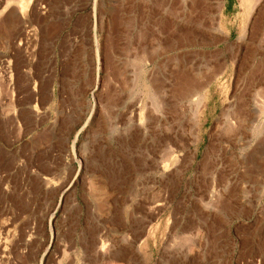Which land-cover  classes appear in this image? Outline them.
Instances as JSON below:
<instances>
[{"label":"rangeland","instance_id":"rangeland-1","mask_svg":"<svg viewBox=\"0 0 264 264\" xmlns=\"http://www.w3.org/2000/svg\"><path fill=\"white\" fill-rule=\"evenodd\" d=\"M192 1L0 0V264H264V0ZM185 59L223 66L155 113L147 79L170 92ZM225 115L250 119L222 146Z\"/></svg>","mask_w":264,"mask_h":264},{"label":"bare ground","instance_id":"bare-ground-1","mask_svg":"<svg viewBox=\"0 0 264 264\" xmlns=\"http://www.w3.org/2000/svg\"><path fill=\"white\" fill-rule=\"evenodd\" d=\"M185 1V0H184ZM194 1V0H193ZM192 1V2H193ZM254 1V0H253ZM203 2V1H202ZM260 2V1H259ZM194 3H196L195 1L192 3V4H194ZM200 3H201V1H200ZM204 3V2H203ZM209 3V2H208ZM211 3V2H210ZM216 3V2H215ZM258 3V2H257ZM257 3H256V5H257ZM197 4V3H196ZM202 4V3H201ZM203 5L204 4H202V7H203ZM221 5H222V3H221ZM255 5V6H256ZM175 6V5H174ZM195 6V5H194ZM201 6V5H200ZM208 6H209V4H208ZM204 8V7H203ZM188 10V9H187ZM202 10V9H201ZM260 11H261V8H260ZM178 12V11H177ZM197 12V11H196ZM204 12V11H203ZM202 12V15H205L204 13ZM11 14H12V12H11ZM171 14H172V12H171ZM191 14V13H190ZM264 14V13H263ZM200 15V14H199ZM198 16V15H197ZM201 16V15H200ZM258 17V16H257ZM262 17V16H261ZM264 17V16H263ZM263 17H262V19H263ZM172 18V17H171ZM191 18V16H189V19ZM194 18V17H193ZM193 18L192 19H190V20H188V23H186V25H188V28L190 29L189 30V32H191V31H197V33H199V32H202L200 29H199V27H200V25H201V21L198 19L197 21H194L193 20ZM198 18V17H197ZM201 18V17H200ZM210 18V17H209ZM206 19V18H205ZM212 19V18H211ZM261 19V21H264V20H262ZM167 20V19H166ZM175 20V19H174ZM170 22H169V26L171 27V25H173V24H175L174 22H172V20H169ZM204 22V21H203ZM208 22V21H207ZM211 24V23H210ZM261 24H263V23H261ZM257 25H259V22H258V24ZM204 26V25H203ZM203 26H202V28H203ZM262 25H260V27H261ZM264 26V25H263ZM167 27V26H166ZM169 27V28H170ZM184 27V26H183ZM187 27V26H186ZM185 27V28H186ZM259 27V28H260ZM173 28V27H172ZM172 28H170V29H172ZM177 28V27H176ZM185 28H184V30H185ZM188 28H186V29H188ZM262 28V27H261ZM192 29V30H191ZM169 30V29H168ZM204 30H205V28H204ZM256 30H257V28H256ZM256 30H255V32H256ZM262 30V29H261ZM260 30V31H261ZM173 31V30H172ZM258 31V30H257ZM180 32H181V30H180ZM184 32V31H183ZM186 32H188V30L186 31ZM188 32V33H189ZM219 32H220V34H225V33H223V32H221V30H219ZM259 32V31H258ZM196 33V34H197ZM252 33V32H251ZM193 34V33H192ZM202 34H205V32H202ZM264 34V33H263ZM175 35H177V33L175 34ZM180 35V34H179ZM195 35V34H194ZM201 35V34H200ZM260 35V34H259ZM261 36H262V34H261ZM173 37V36H172ZM171 37V38H172ZM180 37V36H179ZM182 37V36H181ZM203 37V36H202ZM224 37V36H223ZM187 38V37H186ZM192 38H193V36H192ZM226 38V37H225ZM207 39V38H206ZM216 39H217V37H216ZM253 39V38H252ZM190 40V39H189ZM200 40V39H199ZM198 40V41H199ZM202 40V39H201ZM240 40H242L241 38H240ZM258 40V39H257ZM263 40V39H262ZM262 40H260V41H262ZM191 41V40H190ZM189 41V42H190ZM204 41V40H203ZM242 41H244V40H242ZM260 41H259V43H260ZM177 42V41H176ZM201 42V41H200ZM264 42V41H263ZM174 44H175V42H173ZM188 43V42H187ZM186 43V44H187ZM195 43V42H194ZM211 43V42H210ZM258 43V42H257ZM169 44H171V43H169ZM177 44V43H176ZM179 44H181V43H179ZM240 44H241V42H240ZM253 44H256V42L255 43H253ZM243 45V44H242ZM257 45H259V44H257ZM247 46V45H246ZM249 46H250V44H249ZM251 46H253L252 44H251ZM262 46V45H261ZM171 47V46H170ZM173 47V46H172ZM228 47H229V44H228ZM254 47V46H253ZM257 47H260V46H257ZM174 48V47H173ZM239 48V47H238ZM263 48H264V46H263ZM251 49V48H250ZM260 49H262L261 47H260ZM164 50V49H163ZM225 50V49H224ZM256 50V49H255ZM156 51H158V52H160L159 50H158V48H152V50H151V53L150 54H156ZM226 51V50H225ZM257 51H259V50H257ZM262 51V50H261ZM226 52H228V51H226ZM251 52H255V51H252L251 50ZM164 53V52H163ZM217 53V52H216ZM220 53V52H219ZM250 54V53H249ZM255 54H257V52L255 53ZM254 54V55H255ZM228 55V54H227ZM231 55V54H230ZM253 55V54H252ZM148 56H149V54H148ZM156 56V55H155ZM158 56V55H157ZM209 56V55H208ZM214 56V55H213ZM212 56V57H213ZM216 56V55H215ZM220 56H221V54H220ZM229 56V55H228ZM153 57V56H152ZM206 57V56H205ZM217 57V56H216ZM151 59V58H150ZM216 59V58H215ZM253 59V58H252ZM170 60V59H169ZM221 60V59H220ZM218 61V60H217ZM216 61V62H217ZM261 64V63H260ZM152 65H153V63H152ZM218 66H217V68H215V67H213V68H210L209 69V72H207V73H205L206 74V76L204 75V74H202L201 72H199V69H198V64L197 63H194V60L193 59H185V63H184V66L181 68V71L179 72L180 73V75H179V78H178V80H177V82L175 83V85H172V90H170V89H168L170 92H166V90L165 91H163V89L164 88H166V86H165V81L164 80H154L152 77L151 78H148L147 79V90H148V94H149V97H150V99H149V101L151 102V104H150V107H151V109L155 112V113H160V112H163V104L162 103H166V105L168 104V105H170L175 111H177L178 109H180V107L182 108V106H184V104L185 103H187V102H189V103H191L192 101L194 102V100L196 99V103H197V105L198 104H200V101H201V98H198L199 97V95H201L200 93L202 92V90H204L206 87H208L211 83H212V81H214L217 77H218V75L220 74V71L222 70V66H223V64L222 63H218L217 64ZM262 65V64H261ZM261 65H259V66H261ZM177 66V65H176ZM258 66V65H257ZM263 66V65H262ZM178 68V67H177ZM257 69V68H256ZM255 69V70H256ZM261 70H262V67L260 68ZM263 69H264V66H263ZM158 70V69H157ZM179 70V69H178ZM177 70V71H178ZM259 70V69H258ZM174 71V70H173ZM260 71V70H259ZM263 71V70H262ZM159 72V71H158ZM157 72V73H158ZM162 72V71H161ZM256 72V71H255ZM264 72V71H263ZM176 73V72H175ZM174 73V74H175ZM261 73V72H260ZM151 75H152V73H150ZM150 74H149V76H150ZM256 74H258V73H256ZM171 75V74H170ZM204 75V76H203ZM260 75V74H259ZM259 75H257L258 77H259ZM153 76V75H152ZM254 76H255V74H254ZM254 76H252V77H254ZM262 76H264L263 74H262ZM262 76H260V77H262ZM178 77V76H177ZM251 77V78H252ZM257 77V78H258ZM164 78V77H163ZM176 78V77H175ZM153 79V80H152ZM262 79V78H261ZM264 79V78H263ZM253 80V79H252ZM259 80V79H258ZM258 80H256V81H258ZM264 81H262V83H263ZM256 84H257V82H256ZM165 86V87H164ZM167 89V88H166ZM252 89V88H251ZM246 94V93H245ZM162 98H164V99H166V100H164V101H162L161 102V99ZM243 104V103H242ZM186 105V104H185ZM248 105V104H247ZM163 106V107H162ZM192 106V105H191ZM230 106V105H229ZM143 107L144 108H147V109H150V107H148V105L147 104H144L143 105ZM231 107V106H230ZM184 108V107H183ZM241 108V107H240ZM249 108V107H248ZM165 109V108H164ZM225 109V108H224ZM243 109H244V107H243ZM140 110H141V107H140ZM143 110V109H142ZM226 110V109H225ZM228 110V109H227ZM240 110V109H239ZM242 110V109H241ZM148 111V110H147ZM180 111H183L184 112V110L182 109H180ZM230 111V110H229ZM172 112V111H171ZM195 112V111H194ZM227 112V111H226ZM243 112V111H242ZM143 113H145L144 112V110H143ZM174 113V112H173ZM182 113V112H181ZM227 113H229V112H227ZM235 113H236V111H235ZM249 113H250V111H249ZM142 114V113H141ZM194 114V113H193ZM234 114V113H233ZM232 114V115H233ZM246 114V113H245ZM142 115H144V114H142ZM180 115V114H179ZM239 115V114H238ZM244 115V114H243ZM159 116H160V114H159ZM163 116V115H162ZM196 115H194L192 118H194ZM241 116V115H240ZM158 117V116H157ZM182 117V116H181ZM233 117V116H232ZM232 117L231 116H229V115H225L224 116V118L222 119V123H223V125H222V127L220 126V129H221V132L219 133V134H217V142H216V144L217 145H224L225 143H227V145L229 144V145H231L232 143H235V142H237L240 138H242L243 137V135L246 133V131H247V127L249 126L248 124H249V122H248V116H245V117H243V118H241V119H239V120H237V121H235V120H233L232 119ZM235 117V116H234ZM233 117V118H234ZM140 118H141V116H140ZM144 118V117H143ZM236 118V117H235ZM142 119V118H141ZM158 119H160L159 117H158ZM163 119V118H162ZM175 119V118H174ZM250 119V118H249ZM142 120H144V119H142ZM161 120V119H160ZM180 120V119H179ZM190 120V119H189ZM194 120V119H193ZM159 121V120H158ZM166 121V120H165ZM176 121H178V120H176ZM219 121V120H218ZM254 121V120H253ZM195 122V121H194ZM197 122V121H196ZM248 122V123H247ZM161 123V122H160ZM218 123V122H217ZM220 123V122H219ZM175 124V123H174ZM173 124V125H174ZM194 124V123H193ZM250 124H251V122H250ZM158 125V124H157ZM164 125V124H163ZM180 125V124H179ZM220 125V124H219ZM217 126V125H216ZM159 127H160V125H159ZM158 126L156 127V128H159ZM164 127V126H163ZM179 127V126H178ZM187 127V126H186ZM142 128V127H141ZM175 129H176V127H175ZM179 129V128H178ZM182 129V128H181ZM180 129V130H181ZM192 130H194L193 128H191ZM196 129V128H195ZM155 130V129H154ZM160 130H162V128H160ZM168 130V129H167ZM170 130V129H169ZM184 130V129H183ZM217 130V129H216ZM171 131V130H170ZM249 131V130H248ZM180 132V131H179ZM182 132V131H181ZM181 132H180V135H181ZM171 133V134H170ZM168 132L167 133V131H165V133H163L162 131L160 132V135H163V139H166L165 141H169V140H173L172 142L174 143V144H177V146L179 147V148H181L182 147V143H183V140H182V137H179V135L177 134V132H176V130L175 131H173V132ZM174 133V134H173ZM185 134V133H184ZM184 134H182L183 135V137H184ZM141 135H143V136H145V131H141ZM158 135V134H157ZM181 135V136H182ZM214 135V134H213ZM212 137V136H211ZM213 141V140H212ZM155 141H153V143H154ZM161 143V142H160ZM170 145H171V143H169ZM168 143H165V145H164V148L162 149V151L163 150H165V149H170L171 147H170V145H169ZM211 144H212V142H211ZM210 143H209V145L207 146V148L206 149H208L209 148V146L211 145ZM215 144V143H214ZM213 144V147L215 146ZM154 145V144H153ZM233 145V144H232ZM156 146H158V145H156ZM176 145H174V147H175ZM184 146V145H183ZM225 146V145H224ZM170 147V148H169ZM221 147V146H220ZM156 149H155V151L157 152L158 150H160L158 147H155ZM183 148V147H182ZM184 148H185V146H184ZM177 149V147H175V150ZM263 149V148H262ZM219 150H221V149H219ZM147 153V152H146ZM165 153H166V150H165ZM196 153V152H195ZM194 153V154H195ZM176 154V153H175ZM159 156V155H158ZM162 156V155H161ZM152 157V156H151ZM159 158V157H158ZM148 159V158H147ZM156 159V158H155ZM155 159H152V162H153V164H154V168L158 171V172H163V171H166V170H169L170 168V164L168 163V162H166V161H163V160H155ZM167 160V159H166ZM150 162V161H149ZM152 165V164H151ZM261 167V166H260ZM264 167V166H263ZM130 174V173H129ZM259 174H261V175H264V168H262V169H260L259 170ZM177 176V175H176ZM239 181V180H238ZM262 188L264 189V180L262 181ZM107 189H105V188H103V187H101V186H99V187H97L96 188V191H95V197H97L98 198V200H99V206H100V209H101V211H106V209L109 207V205H110V194H109V192H107L106 191ZM212 191V190H211ZM213 192H215V190L214 191H212V193ZM236 193V192H235ZM232 194V193H231ZM237 194V193H236ZM236 194L234 195V197H236ZM214 196V195H213ZM231 201V200H230ZM234 201V200H233ZM116 202V201H115ZM120 202V201H119ZM212 202V201H211ZM240 203V202H239ZM115 204V203H114ZM126 204V203H125ZM145 205V204H144ZM110 215V214H109ZM142 217V216H141ZM102 241V240H101ZM99 242L98 243V241L97 240H95V243H94V249H95V251L96 252H99V251H101V252H104V251H106V249H107V245H105V242ZM93 243V242H92ZM98 254V253H97ZM100 254V253H99ZM102 254V253H101Z\"/></svg>","mask_w":264,"mask_h":264}]
</instances>
